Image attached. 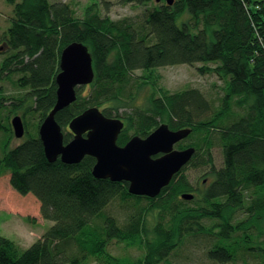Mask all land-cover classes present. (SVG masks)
Listing matches in <instances>:
<instances>
[{"label": "trees", "instance_id": "16d2710c", "mask_svg": "<svg viewBox=\"0 0 264 264\" xmlns=\"http://www.w3.org/2000/svg\"><path fill=\"white\" fill-rule=\"evenodd\" d=\"M8 1L14 5V19L5 40L15 54L4 61L2 71L23 73L20 82L31 87L38 127L57 101L62 50L82 41L94 57L95 80L77 88V99L58 112V122L65 127L97 106L109 117L123 116L133 135L146 137L161 123L175 130L191 128L190 141L179 143L196 149L186 167L210 166L213 180L196 189L182 169L157 197L137 196L129 192L128 182L96 178V158L86 156L79 164L50 162L39 134L28 135L4 151L1 165L12 173L17 191L37 196L42 216L54 224L27 248L0 234V264H85L92 258L102 264H156L186 237L197 236L212 240L207 254L213 261L264 264V0H160L153 6V0H121L145 10L117 20L92 8L77 19L61 1ZM185 14L188 19H182ZM196 63L208 66L201 72H216L224 81L219 104L190 87L162 89L147 108L132 105L130 112L120 111L135 98L136 70ZM125 129L121 145L133 136ZM2 130L13 134L10 123ZM65 136L66 141L72 138ZM216 142L223 147L220 167L211 150ZM184 192L194 198H183ZM118 197L145 199L155 206L164 226L153 229L152 240L158 241L149 244L152 251L158 247L153 263L126 256L116 262L108 250L114 241L138 242L150 208L135 210L122 226L106 214Z\"/></svg>", "mask_w": 264, "mask_h": 264}, {"label": "rangeland", "instance_id": "374dc122", "mask_svg": "<svg viewBox=\"0 0 264 264\" xmlns=\"http://www.w3.org/2000/svg\"><path fill=\"white\" fill-rule=\"evenodd\" d=\"M50 1L67 3L73 9L74 16L77 19H83L90 8L102 16L107 15L115 20L137 16L145 10L143 5L136 3L124 4L121 0ZM159 2L160 0H153L151 6ZM13 9L14 5L8 0H0V128L5 129L8 123L12 124V119L18 114L25 118L26 134L22 138H17L14 131L13 134L3 132V130L0 131V234L15 240L21 247L27 248L40 239L54 222L42 216L41 202L34 193L22 194L12 186V173L1 165V158L5 150L21 144L29 137L28 135L37 136L39 134V115L32 109L35 107L36 100L30 95L31 87L24 86L20 82L23 73L2 71L4 61L15 54L11 49H8L5 40L6 32L13 23ZM186 18H189V14H185L182 17V19ZM209 65L212 68L216 66V64L212 63ZM204 66L208 67L207 65ZM204 66L202 63L193 65L178 64L136 70L133 74L138 86V88L135 87L134 89L135 98L133 103L128 102L120 111L122 114L130 112L132 105L147 108L146 106L153 96L162 94L160 93L162 89L173 92L190 87L202 90L214 103L219 104V97L223 94L224 81L216 72L210 70L201 72L200 68ZM86 93L87 90L85 91ZM123 119L125 120L124 117ZM63 130L66 135H71L68 125L63 127ZM125 130L126 132L128 130L129 137L135 132L129 127ZM7 138L10 141L6 145ZM182 141L188 143L190 140L185 138ZM217 143L211 150L216 167H220L223 164V147ZM176 148L183 149L179 143L176 144ZM183 172H185L188 181L196 189H203V187L209 186L213 180L210 166H185ZM149 203L145 199L127 198L123 200L118 197L106 208V214L115 216L123 226L130 216L134 214L135 210L150 205L144 222L145 234L140 237L138 242H133L134 240L131 238L128 241L122 240V243L114 241L108 246V250L114 256H117L114 259L116 262L122 261L125 256L136 263L141 260H150L153 263L157 259L155 251L158 250V247H153L152 251L149 244L158 243V241L152 240L155 237L153 229L157 224L162 226L164 224L160 221L161 218H159L154 209L155 206ZM101 223L98 222L100 225ZM211 241L210 238H204L203 236L186 237L167 259L158 261L156 264H245L243 259H237L229 263H219L211 260L207 254L209 247L213 244ZM85 264L102 263L92 258Z\"/></svg>", "mask_w": 264, "mask_h": 264}, {"label": "water", "instance_id": "95a60500", "mask_svg": "<svg viewBox=\"0 0 264 264\" xmlns=\"http://www.w3.org/2000/svg\"><path fill=\"white\" fill-rule=\"evenodd\" d=\"M60 68L56 77L57 102L39 129L48 160L61 159L67 164H79L86 156H92L96 158L93 167L96 178L128 182L131 194L157 197L194 156L196 149L193 146L176 148L192 129L175 130L167 123H161L148 136L133 135L121 145L118 139L126 122L107 116L99 107H91L70 121L68 127L73 138L66 142L56 114L76 100L78 87L95 80L94 59L89 47L79 41L66 46L61 54ZM12 126L17 138L25 136L26 127L21 115L12 119ZM182 197L191 200L194 194L184 192Z\"/></svg>", "mask_w": 264, "mask_h": 264}, {"label": "bare ground", "instance_id": "6f19581e", "mask_svg": "<svg viewBox=\"0 0 264 264\" xmlns=\"http://www.w3.org/2000/svg\"><path fill=\"white\" fill-rule=\"evenodd\" d=\"M74 42H75V41H74ZM79 42H82V41H79ZM70 44H71V43H70ZM85 44H86V43H85ZM86 45H87V46L89 47V49H90V46H89L88 44H86ZM67 46H68V45H67ZM62 51H63V50H62ZM90 51H91V50H90ZM61 54H62V53H61ZM60 61H61V57H60ZM60 70H61V68H60ZM57 89H58V85H57ZM76 99H77V98H76ZM56 102H57V101H56ZM55 104H56V103H55ZM71 104H72V103H71ZM71 104H70V105H71ZM70 105H69V106H70ZM54 107H55V105H54ZM54 107H53V108H54ZM93 107H97V106H93ZM53 108H52V110H53ZM89 108H91V107H89ZM87 109H88V108H87ZM87 109H86V110H87ZM52 110H51V111H52ZM51 111H50V112H51ZM84 111H85V110H84ZM59 112H60V111H59ZM57 114H58V113H57ZM57 114H56V116H57ZM16 116H17V115H16ZM56 119H57V118H56ZM69 123H70V122H69ZM69 123H68V125H69ZM41 124H42V123H41ZM60 125H61V124H60ZM40 126H41V125H40ZM61 126H62V125H61ZM62 127H63V126H62ZM12 128H13V126H12ZM39 129H40V127H39ZM71 135H72V138H73V134H72V133H71ZM39 137H40V135H39ZM72 138H71V139H72ZM40 139H41V138H40ZM71 139H70V140H71ZM65 141H66V136H65ZM68 141H69V140H68ZM68 141H66V142H68Z\"/></svg>", "mask_w": 264, "mask_h": 264}]
</instances>
